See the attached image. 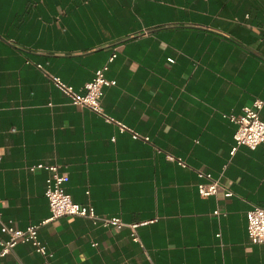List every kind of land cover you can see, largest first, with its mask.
Returning a JSON list of instances; mask_svg holds the SVG:
<instances>
[{"label": "crops", "instance_id": "crops-1", "mask_svg": "<svg viewBox=\"0 0 264 264\" xmlns=\"http://www.w3.org/2000/svg\"><path fill=\"white\" fill-rule=\"evenodd\" d=\"M105 65L116 85L102 110L141 139L72 105L48 77L81 92ZM256 99L264 0H0L2 220L25 230L50 218L48 172L29 170L43 164L97 215L154 221L135 242L127 227L57 219L39 228L51 257L18 244L0 264H264L246 219L264 208V144L232 155L226 117ZM198 172L219 181L217 196L200 197Z\"/></svg>", "mask_w": 264, "mask_h": 264}, {"label": "built area", "instance_id": "built-area-1", "mask_svg": "<svg viewBox=\"0 0 264 264\" xmlns=\"http://www.w3.org/2000/svg\"><path fill=\"white\" fill-rule=\"evenodd\" d=\"M116 55L113 54L109 59V63L113 62ZM42 69L41 66H38ZM108 65L103 66L95 72L94 78L91 82L84 85L83 91L79 92L73 87L65 84L60 78L55 76H48L54 87L65 97L68 101L77 107L88 109L91 112L102 117L107 123L115 124L121 133L128 132L134 140L141 139V136L132 129L127 128L123 124L115 121L110 116L106 115L101 107V98L105 88L116 85V82L109 80L106 77ZM264 109V99H256L251 105L242 109L240 115L226 116L232 123L236 125L234 135L235 148L231 154L234 155L238 147L244 146L250 150H255L260 145L264 144V121L260 117L261 111ZM148 141V138H144ZM167 159L176 162L178 165L185 167L186 165L173 156H167ZM45 169L48 172V177L45 181V197L49 204L50 218L43 222L45 225L61 218H84L94 226L102 228H112L121 230L125 227L131 231V238L135 242H139L137 229L149 225L151 222H142L139 224H125L120 218H107L97 215L94 208L75 203L71 196L66 193L64 184L67 177L60 173V167L57 165L45 166L38 164L31 166L29 170L35 172L36 170ZM198 178L201 182L198 184V193L202 198H210L217 196L218 189L221 187L218 180H215L210 174L198 172ZM233 194L226 192L225 197L229 198ZM213 215L219 217L222 215L219 210H215ZM247 219V234L252 244L264 247V208L253 207L246 214ZM41 225H31L25 230L17 229L13 221H3L0 215V232L8 237L3 240L0 237V259L5 258L13 252V249L18 244H28L32 246L35 253L43 257H51L46 245L39 239V228ZM149 264H155L149 261Z\"/></svg>", "mask_w": 264, "mask_h": 264}]
</instances>
